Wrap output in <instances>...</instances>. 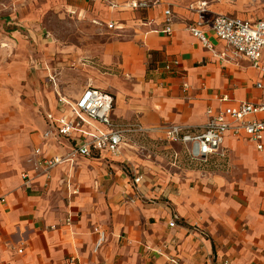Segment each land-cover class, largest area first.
<instances>
[{
    "label": "crops",
    "instance_id": "crops-1",
    "mask_svg": "<svg viewBox=\"0 0 264 264\" xmlns=\"http://www.w3.org/2000/svg\"><path fill=\"white\" fill-rule=\"evenodd\" d=\"M80 1L85 6L79 16L103 28L107 38L90 50L89 57L77 60V72L87 74L75 92H59L58 64L51 62L48 52L35 60V68L45 80L54 79L55 90L50 85L53 91H30L24 97L30 89L29 63L22 56L27 47L15 23L7 32L0 30V264H171L168 258L178 264H264V150L259 152L243 134L228 133L222 146L226 157L201 164L190 162L181 145L163 139L166 126L196 132L206 124L208 109L260 101L256 85L264 84V74L245 61L238 67L221 64L187 27L197 20L190 6L198 2L208 4L207 21L219 16L264 20V11L243 13L245 5L261 0H237L233 8L219 5L225 0H157L159 5L143 10L129 4L156 0ZM166 7L174 15L171 37L162 33ZM110 24L112 29L107 28ZM204 31L213 49L223 52L225 44ZM173 61L178 67L165 71ZM65 75L61 78L67 84ZM87 88L111 96L113 124L127 129L139 125L147 133L125 134L118 157H80L52 171L47 180L28 164L33 151L38 148L47 157L63 155L74 142L44 141L45 116H58L57 94L73 103ZM127 137L166 143L173 151V172L160 181L164 185L172 180L173 185L160 188L158 181L152 186L157 179H145L134 169L123 154L129 147ZM178 157L227 172L184 171L176 166ZM125 168L133 179L141 178L137 186L125 181ZM23 174L30 179L27 187ZM72 190L77 193L72 195ZM151 198L157 201L147 202ZM70 215L73 224L67 227L64 222ZM171 221L176 227L168 226ZM97 228L105 240L95 252Z\"/></svg>",
    "mask_w": 264,
    "mask_h": 264
},
{
    "label": "built area",
    "instance_id": "built-area-1",
    "mask_svg": "<svg viewBox=\"0 0 264 264\" xmlns=\"http://www.w3.org/2000/svg\"><path fill=\"white\" fill-rule=\"evenodd\" d=\"M160 1L132 2L129 7L133 10L149 9L159 5ZM190 10L197 16V20L187 27V31L196 38L200 44L218 60L221 64L229 67H238L240 61L250 64L253 69L264 74V64L261 63L262 52L264 51V20L249 22L227 16H219L212 20H205L208 4L198 2L190 6ZM164 28L162 33L168 37L173 34L172 23L174 15L170 7L163 12ZM112 29L113 25L107 27ZM204 29H208L213 36L225 44V50L216 52L208 42ZM178 62L173 61L164 66V70L172 73ZM49 82L56 87L53 78ZM256 88L262 95L258 103L244 102L236 107L226 108L221 111H206V124L195 129L181 126H166L163 128V139L169 144L181 145L185 157L190 162L202 164L208 163L211 157L224 159L226 157L222 150L225 136L230 133L233 136L243 134L246 139L255 145L259 152L264 150V84L258 83ZM221 101L226 102L227 97ZM58 116L47 114L45 116L47 129L42 134V139H64L73 141L71 149L63 154L43 156L42 151L36 148L33 151L28 164L32 170L44 175L50 180L51 172L62 165H73L76 159L91 158L94 155L106 154L111 157L120 155L121 145L125 141V134L136 133L145 136L147 130L136 125L132 128H124L113 124L110 119L113 99L92 88L85 89L80 97L73 103L57 94ZM262 118H257V117ZM97 125L104 129H98ZM24 186L29 185L30 179L27 174L22 175ZM140 177L133 179L134 185H138ZM76 190L71 194L75 195ZM72 216H68L64 225L71 227ZM176 227L174 221L168 225ZM197 230V227H196ZM97 240L94 247L96 252L104 243L105 233L100 229L94 230ZM171 264H178L173 258H168ZM227 264V263H224Z\"/></svg>",
    "mask_w": 264,
    "mask_h": 264
},
{
    "label": "rangeland",
    "instance_id": "rangeland-1",
    "mask_svg": "<svg viewBox=\"0 0 264 264\" xmlns=\"http://www.w3.org/2000/svg\"><path fill=\"white\" fill-rule=\"evenodd\" d=\"M236 1L225 0L219 5L233 8ZM263 1L261 0V3ZM219 2L220 0H215V3ZM261 3L253 2L245 5L243 13L264 11V6ZM83 6L85 5L80 0H0V30L7 32V30L13 28L12 24L15 23L18 26L16 28L20 31V40L27 47L25 54L22 53V56L26 57L29 63L27 64L26 82L29 84L30 89L25 90L24 97L30 91L45 94L46 91L55 90L49 79L45 80V76H42L41 72L35 68L36 66L39 67L35 60L41 61L43 55L48 52L51 54V62L58 64V72L60 73V82H57L59 92L64 91V89L74 91L81 88L77 84L80 83L83 74H87V71L77 72V60L82 57H89L90 50L107 38L103 28L93 26L87 17L81 18L79 16L81 13L79 10ZM88 9L89 13L93 12L92 7ZM4 45H7L6 41ZM67 57L74 60L68 59L66 62ZM64 73H66L65 77L68 79L67 84L62 82L61 77ZM127 140L129 147H126L123 151L125 158L130 161V164L139 171L143 178L157 179L156 183H152V186L159 183L158 181L164 176L168 178L169 174H172L173 170H171L170 164L173 163V151L167 149L165 142L139 137H127ZM178 162L176 166L184 171L196 173L227 172V169L223 170L220 167L189 163L182 157H178ZM111 173L116 175L117 170H112ZM122 174L125 181L127 183L129 181L128 185L130 186L133 174L127 168L123 169ZM159 184L160 188H163L174 183L169 180L164 185L161 181ZM135 188L133 187V190ZM153 190H155V187H153ZM156 201L152 198L147 200L149 203H155Z\"/></svg>",
    "mask_w": 264,
    "mask_h": 264
},
{
    "label": "trees",
    "instance_id": "trees-1",
    "mask_svg": "<svg viewBox=\"0 0 264 264\" xmlns=\"http://www.w3.org/2000/svg\"><path fill=\"white\" fill-rule=\"evenodd\" d=\"M202 164V163H201Z\"/></svg>",
    "mask_w": 264,
    "mask_h": 264
}]
</instances>
